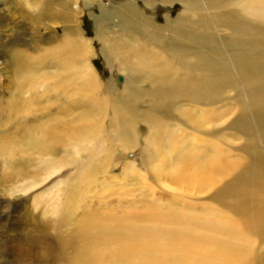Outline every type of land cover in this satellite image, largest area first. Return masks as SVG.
I'll list each match as a JSON object with an SVG mask.
<instances>
[{
	"label": "bare ground",
	"instance_id": "1",
	"mask_svg": "<svg viewBox=\"0 0 264 264\" xmlns=\"http://www.w3.org/2000/svg\"><path fill=\"white\" fill-rule=\"evenodd\" d=\"M1 2L13 3L21 14L15 18L10 6L8 11L0 9V60L11 54L10 60L0 61V82L2 76L8 77L7 84L0 83V102L5 101L1 119L9 126L16 118L10 138L0 137V159L13 162L19 153L33 162L36 156H46L56 168L54 173L61 164L73 166L69 176L45 192L49 199L59 197L64 202L51 209L62 221L77 211L75 200L83 202L101 171L107 170L117 142L126 153L138 147L142 160L155 171L176 160L174 154L181 151L184 168L171 173L187 183L217 186L210 198L238 214L245 227L256 228L264 239V0H143L148 8L182 6L175 18L165 15L161 24L137 0L109 6L105 1L97 3L103 17L95 16V36L109 69L123 75L122 89L112 79L102 82L90 62L93 49L76 22L74 5L80 0H35L39 11L34 16L22 0ZM26 17L33 19L35 34L30 37L22 22ZM7 31L11 33L6 35ZM227 89L234 90L239 100L227 96ZM228 100L240 107L234 108L239 112L235 118L223 108ZM55 104L56 110L50 111ZM237 132L245 135L240 149L246 160L227 151L238 149L230 137ZM61 149L68 158H60ZM74 192L76 197L67 199ZM13 208L9 202L10 214ZM156 211L148 212L147 226L124 216L111 223L104 220L105 214L97 216L96 223L92 217L90 226H100L94 232L81 228L89 233L83 236L84 258L69 259L67 264H247L251 260L244 245L237 249L235 243L207 238V232L233 236L232 229L239 228L230 216L214 211L200 219L184 210ZM174 216H179L178 221ZM47 238L39 225L26 231L25 220L14 234L0 223V247H7L14 259ZM94 241L113 245L105 253L106 261L103 254L86 249ZM166 241L177 248L182 242L193 248L178 257L173 248L171 252L162 247ZM130 244L138 253L128 254ZM148 246L150 253L144 251ZM48 254L53 264H63L61 258Z\"/></svg>",
	"mask_w": 264,
	"mask_h": 264
},
{
	"label": "rangeland",
	"instance_id": "2",
	"mask_svg": "<svg viewBox=\"0 0 264 264\" xmlns=\"http://www.w3.org/2000/svg\"><path fill=\"white\" fill-rule=\"evenodd\" d=\"M22 1H24V8L29 15L34 16L39 11L37 6L38 3L35 2V0ZM102 1L108 4L106 6H109V4H116L123 0H87V2L86 0H80L78 4L75 3L74 5V8L78 11L76 22L79 30H81L82 36L88 40V43L93 49L90 62L94 65L99 78L102 82L104 81V83L112 79V81H115L116 86L122 89L124 81L123 75L117 72L113 73L109 69L101 51V42L97 40L95 36L97 27L95 16L96 18L103 17L101 16L102 12L97 3ZM137 2L143 9H147L148 13L155 17V21L158 24L165 21V15H169L170 18H175L182 9L179 3L173 4V6H161L158 4L156 7L148 8L143 0H137ZM8 6L11 8L10 12L12 15L15 16V18H19L21 12H17L13 9V3L10 5H3L2 2L0 3V9L5 7V10L8 11ZM4 13L6 14V12ZM26 18L22 20L24 28H28V35H34L35 33L32 29L33 19ZM59 26H61V24ZM19 28L21 29V26ZM7 32L6 35L11 33V31ZM62 33V28H60L59 36L62 37ZM27 34H23V37L29 38L30 35L28 37ZM41 45L42 43L40 46ZM16 47L18 46L16 45L15 48ZM33 54L38 58L40 53L33 52ZM1 58L0 61L5 62L10 60L11 54H8L4 58L1 56ZM195 60L196 59L193 58V61ZM8 68L9 66H7V68L5 67V70ZM2 78L0 83L7 84L8 77L2 76ZM227 93V96L232 98L235 97L236 100H239L238 97L235 96L236 92L234 90L227 89ZM4 95L6 96V94ZM8 95L9 94H7V96ZM241 97L242 96H239L240 99ZM60 101L62 102L63 100L61 99ZM236 103L237 101L228 100L223 107L225 110L232 111L236 114L233 118L239 114V112L234 110ZM4 104L5 101L0 102V133L3 134L0 135V137L9 139L11 136L10 133L14 131L13 128L16 124V118L9 122V126H4L5 123L2 121L3 117H1L3 116L2 108ZM236 106H238V104ZM56 107L57 104L49 110L55 111ZM239 108L240 107H236L235 109L239 110ZM77 110H79V107ZM51 115L52 114H47L48 117ZM62 115L66 114L63 112ZM88 115L90 117L94 116V114L90 112ZM10 128L11 130L6 132V130ZM237 136H239L240 139L237 140ZM237 136L236 133L230 135L231 140H236L234 144L238 149L231 147L232 149L229 148L227 150L228 154L246 160V155H244L240 149L246 141L245 135L237 132ZM113 144L115 145V150H113L114 155L112 156L113 160L109 162L110 165L107 167V170L105 172L101 171L97 183L92 185L90 192L85 195L83 202L80 203V198L75 200L78 202L77 205L79 207L76 212L69 213L65 221H62L59 215L51 210L55 205L62 206L64 202L60 200L59 197L49 199L45 192L53 183L56 184L57 181L61 182L69 176L73 166L61 164L54 173L56 168L50 166L49 161L46 160V156L44 159H39L36 156L33 162L21 157L19 153L16 154V160L13 162H9L8 159H0V223L6 225L9 233L12 232L14 234L20 227V221L25 220L26 231L31 227L39 225L48 237L46 240L36 242V247L30 248L29 252L24 253V257L21 259H14L13 254L7 247H0L2 250H0V264H53L46 257L49 251L52 252L55 257L61 258L64 261L63 264H67L69 259H80L81 261L84 258V247L82 246H85L87 241L83 236L89 234L81 228H84V230L89 229V231L93 230L94 232L100 226V224L97 223L93 225L92 228L88 223L91 219L94 218L93 220H95L96 223L98 222L97 216L105 214L104 220L111 223L118 220L117 218L121 219V217L124 216V218H130L131 221H136L147 226V222L151 219V216H148V212H154L156 210L159 212H164L166 210L179 212L178 210H184L185 213L196 214L200 219L204 215L207 216L206 214L208 212L219 211L220 214L222 212L228 215L227 217L230 216L239 229H232L235 232L233 236H229L228 234H219L217 236L207 232V238L211 235L210 238L212 240L216 238L215 241L219 243H235L237 249H240V246L244 245L246 249L244 251L248 250L249 258H251L247 264H264V239L260 238L259 230L254 227H245L242 223V218L238 214L226 210L221 204L217 203L215 199L212 200L210 198L217 186L214 188L213 184L187 183L181 175H173V173H171L173 170L178 169V167H183L181 151H177L174 154V157L177 158L176 160L166 162L159 171H155L153 167H149L146 164V160H142L141 155H144L138 150V147H131L128 149L131 150L130 153H126L127 150L122 146H117V142ZM223 146L227 148L225 145ZM187 151L188 149L185 148V154ZM68 154H70V152ZM82 155H84V152H82ZM59 156L60 158H68L64 150L60 152ZM6 180L10 181L5 184ZM33 184L37 185L25 192V188ZM66 197L67 199L76 197V192L70 193ZM9 202H12L14 206L11 214L10 211H8ZM135 209L137 210L133 213ZM174 219L178 221L179 216H174ZM104 220H101V222ZM8 221L11 222L8 223ZM177 227H181V224L177 225ZM10 229H12V231H9ZM241 237L244 238L245 242L242 241ZM15 242L17 241H13V243ZM184 243L185 242H182L183 246L177 244V248V246H171L172 242L166 241L162 247H166L170 250L173 248L175 256L178 255L179 257L185 254V256H187L189 254L188 252H190L193 247L191 248L187 243ZM133 245L134 244H130L126 247L128 254L133 253L134 255L138 253ZM149 247L150 246L145 247L144 251L147 253L148 250L149 253L152 252V249ZM89 248L91 251L98 252L100 255L103 254V258L106 261L105 253L106 251L112 250L113 245H109V242H102V244H99L97 241H94L90 242L89 246H86V249ZM160 249L161 247L158 246L157 250L160 251ZM109 264H113V262Z\"/></svg>",
	"mask_w": 264,
	"mask_h": 264
}]
</instances>
